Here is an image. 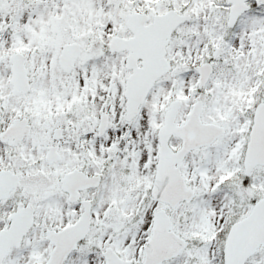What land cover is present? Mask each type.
I'll return each mask as SVG.
<instances>
[{
	"label": "snow or ice",
	"instance_id": "6c2138e0",
	"mask_svg": "<svg viewBox=\"0 0 264 264\" xmlns=\"http://www.w3.org/2000/svg\"><path fill=\"white\" fill-rule=\"evenodd\" d=\"M0 264H264V0H0Z\"/></svg>",
	"mask_w": 264,
	"mask_h": 264
}]
</instances>
